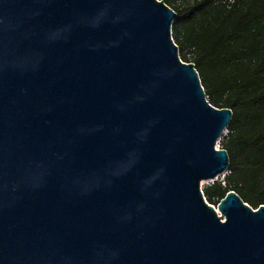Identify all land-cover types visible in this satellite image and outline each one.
I'll use <instances>...</instances> for the list:
<instances>
[{"label": "water", "instance_id": "1", "mask_svg": "<svg viewBox=\"0 0 264 264\" xmlns=\"http://www.w3.org/2000/svg\"><path fill=\"white\" fill-rule=\"evenodd\" d=\"M158 0H0V264H264Z\"/></svg>", "mask_w": 264, "mask_h": 264}, {"label": "trees", "instance_id": "2", "mask_svg": "<svg viewBox=\"0 0 264 264\" xmlns=\"http://www.w3.org/2000/svg\"><path fill=\"white\" fill-rule=\"evenodd\" d=\"M176 18L172 38L180 59L192 63L209 104L230 109L220 148L229 157L224 182L203 189L217 206L233 191L256 210L264 206V0H158Z\"/></svg>", "mask_w": 264, "mask_h": 264}, {"label": "rangeland", "instance_id": "3", "mask_svg": "<svg viewBox=\"0 0 264 264\" xmlns=\"http://www.w3.org/2000/svg\"><path fill=\"white\" fill-rule=\"evenodd\" d=\"M188 1H189V0H177V3H178V4L183 3L184 6L187 7V6H188V5H187V2H188ZM180 52H181V51L179 50V55H180ZM189 53H190L189 49H186V48L184 49V51L181 52V54H186V55L188 56V58H191L192 55L189 54ZM207 98H208V97H207ZM226 133H227V131H226ZM226 133H224V134L221 136V138H222L223 136H225ZM220 140H221V139H220ZM220 140H219V142H218V144H217V147H218L219 149H221V148H220V145H219ZM227 174H228V171L224 172L221 176H219V177L217 178L216 181H204V182H202L201 189L203 190L205 187H208V186L212 185L214 182H222V184H223L224 179H225V176H227Z\"/></svg>", "mask_w": 264, "mask_h": 264}, {"label": "built area", "instance_id": "4", "mask_svg": "<svg viewBox=\"0 0 264 264\" xmlns=\"http://www.w3.org/2000/svg\"><path fill=\"white\" fill-rule=\"evenodd\" d=\"M180 57V56H179ZM182 61V60H181ZM226 133V132H225ZM214 207V209H216V206L212 205Z\"/></svg>", "mask_w": 264, "mask_h": 264}]
</instances>
